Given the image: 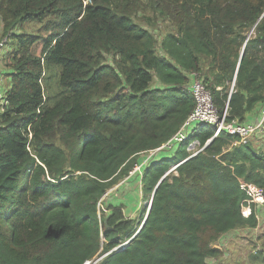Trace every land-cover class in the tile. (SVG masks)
Returning <instances> with one entry per match:
<instances>
[{
	"label": "trees",
	"instance_id": "trees-1",
	"mask_svg": "<svg viewBox=\"0 0 264 264\" xmlns=\"http://www.w3.org/2000/svg\"><path fill=\"white\" fill-rule=\"evenodd\" d=\"M0 23V264H215L258 225L264 151L201 123L143 164L136 215L103 197L184 125L192 73L227 122L264 107V0H0Z\"/></svg>",
	"mask_w": 264,
	"mask_h": 264
},
{
	"label": "rangeland",
	"instance_id": "rangeland-1",
	"mask_svg": "<svg viewBox=\"0 0 264 264\" xmlns=\"http://www.w3.org/2000/svg\"><path fill=\"white\" fill-rule=\"evenodd\" d=\"M146 18L147 13L140 14L138 16V20H142L145 26H149L150 24H152V22L147 21ZM158 25H161V23H158ZM22 30L29 33H35L36 35L45 34L43 26L33 22L24 23V25L22 26ZM250 34L251 32L248 33V35ZM35 48L36 53H38L40 43H37L35 45ZM5 49H3L2 52L3 64L7 62V50ZM0 69L3 70L2 72H5V68L3 66H1ZM55 81L56 76L53 75V71L48 72L45 76V79L43 80L42 84L43 86H48L49 89H47V91H49L50 94L55 92ZM4 85L5 80L4 82H2L1 86L4 87ZM195 124L196 122H193L191 125ZM207 128L208 127H204L203 129L207 130ZM259 133L260 132L256 134L258 135ZM250 138L251 137H249L248 139ZM251 140L253 142L256 141L257 145H260L259 148L262 149V152L264 151V136L259 140H257L256 137H252ZM175 147L176 146L174 145L173 148ZM184 149L189 155L195 153L199 149L197 140H192L184 147ZM164 153L166 152L164 151ZM149 155L150 152L142 153L140 154V159H143L142 161H144V159L148 158ZM143 164L144 163H142L141 167L138 170H136L135 172H132L133 170H131L128 176L120 179L117 184L110 187L103 197V199L105 200H109L111 196L115 197V203H121L127 206H125L126 209L124 208V212L126 214L128 213L130 216L136 215L142 208V206L144 207V205H146V202L141 199V193L138 189L139 181L137 179L140 171H142ZM99 212L101 213L100 206ZM215 245L220 249L221 252L217 262H214L215 264H264V259L261 256V251L264 247V205L261 207V216H259V222L255 228H239L232 230L229 233L223 235ZM99 259L100 258L95 259L91 262L96 263Z\"/></svg>",
	"mask_w": 264,
	"mask_h": 264
},
{
	"label": "built area",
	"instance_id": "built-area-1",
	"mask_svg": "<svg viewBox=\"0 0 264 264\" xmlns=\"http://www.w3.org/2000/svg\"><path fill=\"white\" fill-rule=\"evenodd\" d=\"M5 39L0 41V51L4 46ZM192 82L190 87V95L194 98L195 107L191 114L188 116L184 125L181 129L165 144H163L160 148L149 151L150 156L154 155L156 152L166 149L171 150L173 146L178 142H183L186 136V128L191 126L193 122L205 124L209 128L213 130V137L217 136L219 133L224 131L226 134L237 136L239 138V142L245 143L249 137H253L256 133L260 132L264 126V107L260 110L259 119L256 120V123H247V124H239L236 121L227 122L226 121V109L222 112L221 115L217 113L215 108L212 105L210 93L207 90L205 84L201 81V79L195 74L192 73ZM3 82V75L0 73V90L1 84ZM0 100H1V92H0ZM199 150V149H198ZM197 150V151H198ZM196 151V152H197ZM195 152V153H196ZM193 153V154H195ZM144 159L143 162L135 164L133 171L138 170L142 163H145L148 159ZM245 184H241V187H245ZM252 191H257L253 186H248ZM100 206V202L98 203Z\"/></svg>",
	"mask_w": 264,
	"mask_h": 264
},
{
	"label": "crops",
	"instance_id": "crops-1",
	"mask_svg": "<svg viewBox=\"0 0 264 264\" xmlns=\"http://www.w3.org/2000/svg\"><path fill=\"white\" fill-rule=\"evenodd\" d=\"M262 108V107H261ZM260 106L252 113L249 115L250 122L256 123V120L259 119L260 116Z\"/></svg>",
	"mask_w": 264,
	"mask_h": 264
},
{
	"label": "water",
	"instance_id": "water-1",
	"mask_svg": "<svg viewBox=\"0 0 264 264\" xmlns=\"http://www.w3.org/2000/svg\"><path fill=\"white\" fill-rule=\"evenodd\" d=\"M243 52V50L241 51V53ZM163 180V177L160 179V181H162ZM154 194V192L152 193V195ZM93 262H89V263H87V264H92ZM94 264V263H93Z\"/></svg>",
	"mask_w": 264,
	"mask_h": 264
}]
</instances>
